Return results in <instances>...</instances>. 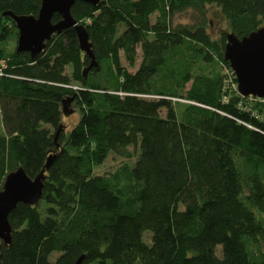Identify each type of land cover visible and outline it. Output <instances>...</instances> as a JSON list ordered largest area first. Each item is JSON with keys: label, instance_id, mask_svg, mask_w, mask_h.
Listing matches in <instances>:
<instances>
[{"label": "trees", "instance_id": "trees-1", "mask_svg": "<svg viewBox=\"0 0 264 264\" xmlns=\"http://www.w3.org/2000/svg\"><path fill=\"white\" fill-rule=\"evenodd\" d=\"M41 1L0 0V191L53 158L39 202L10 213L0 264H264V104L239 107L228 32L212 38L207 19L215 8L242 39L264 27V0L77 1L93 66L74 28L35 57L17 53L4 14L37 17ZM190 10L195 23H175ZM138 48L132 73L121 53L133 68ZM68 101L80 114L70 130ZM137 146L134 163L95 173Z\"/></svg>", "mask_w": 264, "mask_h": 264}, {"label": "water", "instance_id": "water-1", "mask_svg": "<svg viewBox=\"0 0 264 264\" xmlns=\"http://www.w3.org/2000/svg\"><path fill=\"white\" fill-rule=\"evenodd\" d=\"M77 1L90 4L98 2V0H42L37 17L5 13V16L12 18L18 30L17 53L28 52L35 57L45 49V44L52 35L74 28L81 50L91 58V66L95 65L89 36L71 15V9ZM54 14H59L62 18L56 24L52 23ZM224 60L235 73L238 93L241 96L264 99V27L242 39L228 33ZM69 105V101L63 104L65 116L74 111L68 110ZM58 133L59 131L57 135ZM52 160L50 157L45 168L33 179L21 167L6 176L0 191V240L5 244L11 243L12 230L8 221L10 213L19 203L34 206L39 202L43 195L45 172L51 166ZM82 261L83 257H80L75 264H82Z\"/></svg>", "mask_w": 264, "mask_h": 264}, {"label": "rangeland", "instance_id": "rangeland-1", "mask_svg": "<svg viewBox=\"0 0 264 264\" xmlns=\"http://www.w3.org/2000/svg\"><path fill=\"white\" fill-rule=\"evenodd\" d=\"M208 10H209V14H208L207 19L210 23L209 33H210L211 37L215 39V38L219 37V35L223 32L230 33L228 23L225 20L221 19L220 17H216L212 14V11H214L215 8L208 7ZM196 18H197L196 13L194 11L190 10V11H188L182 15L177 16L175 18V23L189 24L190 25V24L195 23ZM11 45H13V44H11ZM141 60H142V53H141L140 48H138L137 49L136 65H135V67L130 68L127 65V62L124 58L123 53H121L122 65L124 67H127V69L132 73H134L138 69ZM216 69L218 71H221L222 67L219 65ZM173 101L177 102L180 100L175 99ZM180 102H184V101L181 100ZM177 107L180 109L179 106H177ZM72 108H73L72 110H74V111L71 114L63 117L62 125L64 126V129H66V130H70L78 122V120L80 118V114L78 113L77 108H75L74 106H72ZM130 151L132 153V158H130V159H124V158H120L114 154H110V156L107 158V160L102 165L95 168V173L96 174L112 173L119 166H121L122 164H124L126 162L127 163H134L137 156H138V153H139L138 146L136 148H130ZM180 209H183V208L180 207ZM144 241L148 244L151 243V234L149 232H146L144 234ZM220 250H221V248L218 247L217 248L218 256H220V254H219ZM59 255H60V253L54 252L50 255L49 258L51 261H55Z\"/></svg>", "mask_w": 264, "mask_h": 264}, {"label": "built area", "instance_id": "built-area-1", "mask_svg": "<svg viewBox=\"0 0 264 264\" xmlns=\"http://www.w3.org/2000/svg\"><path fill=\"white\" fill-rule=\"evenodd\" d=\"M225 74L228 75L232 79V81L235 82V84H233L232 88L236 92V94H239L238 93V89H237L236 76H235V73L233 72V70L232 69H230V71L226 70ZM241 97L246 99V102H245V104H243L242 102H239V107L240 108H248L250 106L252 107L253 104H256V103L264 104V99H262V98H257V97H253V96H246V97L241 96Z\"/></svg>", "mask_w": 264, "mask_h": 264}]
</instances>
